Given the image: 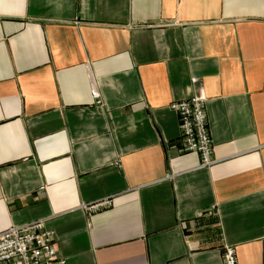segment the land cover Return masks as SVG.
Listing matches in <instances>:
<instances>
[{
	"label": "crops",
	"instance_id": "crops-1",
	"mask_svg": "<svg viewBox=\"0 0 264 264\" xmlns=\"http://www.w3.org/2000/svg\"><path fill=\"white\" fill-rule=\"evenodd\" d=\"M42 220L67 264H264V0H0V233Z\"/></svg>",
	"mask_w": 264,
	"mask_h": 264
},
{
	"label": "built area",
	"instance_id": "built-area-1",
	"mask_svg": "<svg viewBox=\"0 0 264 264\" xmlns=\"http://www.w3.org/2000/svg\"><path fill=\"white\" fill-rule=\"evenodd\" d=\"M198 83V80H194ZM93 96L101 105L100 94L93 89ZM207 97L204 90L189 100L177 101L171 109L179 119L180 142L184 153H197L201 167L210 168L214 159V143L211 137L206 110ZM112 206L111 200H104L85 206L91 213L101 212ZM223 264H239L237 250L232 246L225 248ZM0 264H67L59 258L55 246V236L47 228L45 221H36L0 233Z\"/></svg>",
	"mask_w": 264,
	"mask_h": 264
}]
</instances>
